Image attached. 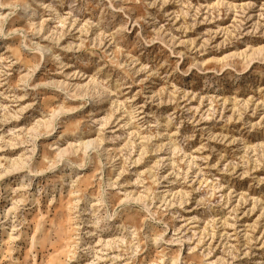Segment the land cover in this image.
I'll return each mask as SVG.
<instances>
[{
	"label": "rangeland",
	"instance_id": "rangeland-1",
	"mask_svg": "<svg viewBox=\"0 0 264 264\" xmlns=\"http://www.w3.org/2000/svg\"><path fill=\"white\" fill-rule=\"evenodd\" d=\"M0 264H264V0H0Z\"/></svg>",
	"mask_w": 264,
	"mask_h": 264
}]
</instances>
